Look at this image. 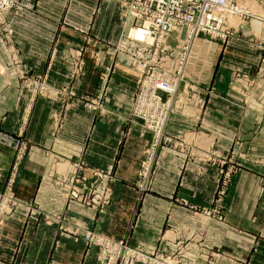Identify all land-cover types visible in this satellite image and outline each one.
I'll use <instances>...</instances> for the list:
<instances>
[{
	"label": "crops",
	"instance_id": "1",
	"mask_svg": "<svg viewBox=\"0 0 264 264\" xmlns=\"http://www.w3.org/2000/svg\"><path fill=\"white\" fill-rule=\"evenodd\" d=\"M240 1L248 6L245 0ZM15 2L0 16V188L14 174L19 206L0 222V264H101L96 250L86 246L85 229L111 239L127 240L156 255L162 252L171 255L188 248L187 258L196 262L205 257L200 249L233 248L237 217L256 218L254 211L258 210L253 208L252 195L232 194L237 179L248 175L232 176L229 191L219 203L224 220L206 217L203 211L217 208L214 192L221 166L204 162L202 171H198L197 165H186V155L162 146L154 165L152 191L142 195L137 181L151 134L135 121L130 128L121 127L123 135L120 132V119L126 120L131 103L127 114L115 111L116 122H109L113 119L108 120L100 111L75 107L76 91L78 95L88 93L96 97L105 79H109L112 52L106 41H116L119 34L118 1ZM253 3L256 18L264 24V0ZM103 24L108 25L104 30ZM4 25L12 31L11 45L19 49L27 70L47 72L54 86L71 87L72 94L64 100L71 106L63 109L61 101L40 97L30 108V95L23 90L11 66L10 48L2 43ZM250 30L246 21L227 49L221 50L211 79L214 95L204 94L195 105L175 112L168 132L190 137L199 126L216 139L214 153L219 156L228 152L235 158L238 145H243L246 152L253 151V137L264 135V117L248 111L244 104L264 106V92L247 104L243 97L230 92L231 73L236 66L246 73L264 76V64L260 61L264 49L256 51L252 41L256 39ZM261 34L264 44V29ZM213 46L215 50L218 48V55L219 47ZM90 48L99 54L100 61L88 53ZM80 52L85 61L83 73L80 78L70 80L69 62ZM110 76L108 87L120 86L119 91L124 94L117 92L112 96L116 103L113 100L112 103L129 104L138 83L136 71L122 59ZM110 101L109 92L106 109ZM26 111L30 112V122L21 133ZM60 112L65 115L64 124L56 129L54 116ZM238 137L242 138L240 143ZM18 152L20 160L16 159ZM60 160L66 162L59 163ZM80 160L87 166L74 169L73 164ZM181 172L187 182L179 186ZM56 177L68 185L64 188L60 184L67 191L59 195L54 188ZM73 177L78 181L70 184ZM75 188L80 192L78 199L66 195L68 189ZM242 222L248 221L244 218ZM260 222L264 227V220Z\"/></svg>",
	"mask_w": 264,
	"mask_h": 264
},
{
	"label": "rangeland",
	"instance_id": "2",
	"mask_svg": "<svg viewBox=\"0 0 264 264\" xmlns=\"http://www.w3.org/2000/svg\"><path fill=\"white\" fill-rule=\"evenodd\" d=\"M15 1V0H14ZM118 1L120 5V10L119 14L121 19L119 20V34L117 36L116 41H106L107 47H109V50L112 52V58L110 61V66H109V79H105L104 81V86L101 89V93L97 94V96H88V93L86 94H79L76 91V97H77V104L76 106H84L86 109H90L93 112H98L100 111L101 113H105V117L109 118L108 120L113 119L112 121L109 122H116L117 116L115 114V111L117 112L121 110V112H125L127 114L128 108L130 107V113H131V108H132V102L133 99L135 98L138 90H139V82L137 83V87L134 91L133 97L130 100L129 104H118L114 105L112 103V96L117 94V92H121L120 86L117 87H108V84H110V78L113 74V72L118 68V63L120 60H124L126 63H130L129 58L125 55V53L122 50L118 49L120 41L123 39H126L128 35L132 34L134 30L137 29L140 25H142V22L139 21L135 17L138 16V9H136L135 3L139 2V0H116ZM240 5L243 6V11L246 13L245 16L247 18H242L240 15H237L236 18H231V23H221L218 25H214V33L206 34L199 36L198 38L193 37L194 40L200 41L201 43L198 45L196 44L194 47V40L190 38H185L183 44L186 49V58H188L187 63L192 68V73L197 72V74L200 75H205L207 74V77L205 79H202L199 81V84L195 87L194 91L189 90V95L194 96L193 97V103L188 106H193L197 103V101L200 99L201 96L205 95H214V89L211 86V79L212 76L214 75L215 69L217 67V61L220 56V52L223 49H227L229 43L233 41L238 34L240 33V26L245 23L246 21L249 22L250 27H251V34L253 37H255L256 40H252L254 43V48H256V51H262L264 49V44L263 41L260 39L262 36L261 32L264 29V24L262 23L261 19H257L255 16V8L251 3L254 2V0H245L246 3L248 4L247 7H245V4L238 0ZM249 1V2H247ZM147 2V0H145ZM243 3V4H242ZM16 4V2H15ZM254 4V3H253ZM143 9H147L148 6L145 3H141ZM2 16V15H0ZM135 16V17H133ZM144 25V23H143ZM108 25H101L103 30L107 27ZM110 29V28H109ZM111 30V29H110ZM8 31H11L8 29L5 25L3 26L2 29V35H3V40L2 43L8 45V48H10L12 44V31L9 34ZM221 31V34L216 37V34ZM239 38V37H238ZM249 42V40H248ZM240 43V42H239ZM213 44L217 45L219 47L220 51L218 55H216L215 47ZM245 45L244 43H240ZM258 46V47H257ZM16 47V46H14ZM194 47V48H193ZM18 49V48H17ZM19 50V49H18ZM183 50V49H182ZM184 51V50H183ZM182 51V53H183ZM20 52V51H19ZM88 53L91 54L92 58L94 60L100 61L99 54L95 52L94 49H89ZM11 54V53H10ZM76 55V54H75ZM73 56V60L69 62V72L68 74V79L70 80H75L80 78V76L83 73V66H84V58L83 54L80 52V54ZM21 65L22 69L25 70V74L22 73V71L19 69V64L16 63L15 57L11 55V66H13V69L17 75V78L21 81L23 90L26 91L30 95V108H33L34 103L38 98H47L50 100L54 101H61L63 109L68 105L67 102H64V100L72 94L71 87L64 86V87H57L54 86L49 82V76L48 73H33L30 70H27L26 67L23 65V59L21 57ZM119 58V59H118ZM180 57L175 56L173 59V62L180 64ZM97 60V61H98ZM261 63L264 64V54L261 56ZM227 64L226 66H228ZM131 66V65H130ZM264 69V67H263ZM135 70V69H134ZM264 72V70H263ZM137 73V72H136ZM260 73V72H259ZM138 80H139V74L137 73ZM195 80L197 78H194ZM37 82H45L46 85H50L55 87L54 89L57 91V93H52L49 91L44 90L39 83ZM231 86H230V92L233 96H238V97H243L244 102L246 104L250 101L251 98H256L260 97L261 94L264 92V76L261 75H256V72L254 74L246 73L241 66H236L233 72L231 73ZM130 90V89H128ZM113 91V92H112ZM109 92H110V104H109V109H106V103L105 99L109 98ZM184 92V87L183 85L180 86L178 89V93L176 94V97H178L180 94H183ZM120 94V93H118ZM99 95L103 96V98H99ZM124 95V94H122ZM165 96V94H163ZM126 96V95H125ZM258 100V98H257ZM202 106V105H200ZM247 107L248 111H251L252 113H255L258 115L259 113L264 117V106H260L259 104H247L245 105ZM187 107V106H186ZM185 106L177 108L178 111L174 110L175 112H180L181 110L186 108ZM29 109V111H31ZM262 110V111H261ZM62 112V111H61ZM58 113V116H54V125L56 129H61L63 124H64V118L65 115L64 113ZM174 112V114H175ZM30 113V112H28ZM28 113L26 111L25 117L23 119V123L21 126V133L27 129V126L29 124L30 117L28 116ZM126 116V120H121L120 124V132L124 133V130L122 131L121 127L125 128H130L132 126V119L131 115ZM258 113V114H257ZM173 114V115H174ZM187 114H189L187 112ZM254 114V115H255ZM172 115V116H173ZM123 116H121L122 118ZM119 118V116H118ZM124 118V117H123ZM172 118V117H171ZM169 119L167 126H166V135L170 137V141L167 143H162L160 147L162 146H168L170 148H173L177 150L178 152L183 153L184 155L187 156V162L186 165L189 167L193 165H197L196 169L198 171H202V163L208 162L211 164H217L220 165V171H219V178L220 181L216 185L214 195H217L215 198V203L217 204V208L215 209H209L207 211H203V213L206 215V217H215L220 220H224V216L221 212L222 206H219V203H222V198L224 195L227 194L228 186L230 185V180H232L233 175L241 176L242 174L248 175L247 177L243 178H238L237 183L234 185L236 188L232 191V194L235 195H252V198L254 199L253 202V208H257L258 210L254 211L253 218L251 217H237V231L233 230L236 236V240L234 243V247L231 248L230 250L228 248H225L222 246V248L215 249V251L211 250L208 251L207 248L200 249V254L205 255V257L199 258V261H192L191 258L188 257V253L190 249H183L176 251L174 254H166L165 252H162L159 254L160 257H165L163 260H160L158 264H264V227H261V220H264V135L258 134L257 136L253 137L254 141L252 144V152L251 151H245L244 146H237V151L235 153V158H232V156L228 155L229 153L226 152L222 156H219L215 151L214 146L216 145V139L209 136L207 132H204L201 128L195 127V130L193 133L195 134L194 136L187 137L185 133H179V134H172L167 131L168 125L170 123ZM119 120V121H120ZM260 121V120H259ZM141 127L144 126L143 123L139 122ZM259 123H257L258 125ZM197 128V129H196ZM256 135V134H255ZM241 137L237 138V141L240 143L241 142ZM151 140V139H150ZM215 144V145H214ZM160 149V148H159ZM158 149V150H159ZM158 152V151H157ZM158 158V154H156V157L154 158L153 162V167L152 171H150V175L147 174V176L142 175L140 177V173L138 176V181H137V186L139 187L142 195L150 193L152 191L153 187V176H154V165L156 164V160ZM17 160L21 159V154L18 152L17 154ZM56 162L55 165H58V160L54 161ZM66 161L60 160L59 163H65ZM229 164L226 166V168H223L224 165ZM74 169L77 170H82L84 169L87 165L85 161H78L77 163H74ZM201 165V167L199 166ZM59 167L63 168L65 167V164H59ZM144 163L140 169V172L145 171L143 169ZM148 171V170H147ZM184 171V170H183ZM248 171V172H244ZM186 172V169H185ZM182 174V180H179V186L183 184V182L186 181L185 173L181 172ZM15 176L14 174H11L10 180L7 181L6 185L0 188V194H6V195H11L13 199L18 203V200L15 197L14 193V181ZM72 180L75 179L72 178ZM187 182V181H186ZM61 182L58 180V177L55 178L54 181V188L58 195L64 191L60 187ZM139 184V185H138ZM188 185L194 186V184H190L188 182ZM232 188V185H231ZM231 191V189H230ZM66 195H70V190H68ZM79 195V194H78ZM261 198L263 199L261 201ZM221 199V200H220ZM258 199V201H257ZM19 206L16 205L13 208L12 213L16 210V208ZM11 214L5 216L3 219H6L10 216ZM218 216V217H217ZM247 219V223L242 222L243 219ZM251 224H250V222ZM3 221V220H2ZM252 225V227H250ZM243 228V229H241ZM244 228L246 230H244ZM93 231V230H92ZM95 232V231H93ZM97 233V232H95ZM100 234V233H97ZM102 235V234H100ZM222 239H225L223 236ZM126 242H128L126 240ZM129 243V242H128ZM130 244V243H129ZM131 245V244H130ZM87 246V245H86ZM132 247H138V246H133ZM89 249H94L97 250L96 248H89ZM142 249V248H141ZM146 251L145 249H143ZM97 252V251H96ZM149 252V251H146ZM188 252V253H187ZM150 253V252H149ZM186 253V254H185ZM156 254V253H154ZM98 256V255H97ZM203 260V261H202Z\"/></svg>",
	"mask_w": 264,
	"mask_h": 264
},
{
	"label": "built area",
	"instance_id": "3",
	"mask_svg": "<svg viewBox=\"0 0 264 264\" xmlns=\"http://www.w3.org/2000/svg\"><path fill=\"white\" fill-rule=\"evenodd\" d=\"M141 3H145L148 8L143 9ZM14 5V0H0V15L3 16ZM135 5L139 17H133L141 21L142 25L120 41L118 49L125 53L131 67L139 74L140 88L133 99L130 115L132 122L143 123L144 131L151 134L143 167L145 171L140 172V177H144L150 175L161 144L171 140L165 131L174 110L191 105L194 96L189 95V90L194 91L199 81L207 77V74L192 73L193 67L187 63L184 39L194 40L193 37L214 33V25L231 23V18L237 15L247 17L238 0H139ZM220 34L221 31L216 37ZM200 43L194 40V47ZM10 53L25 74L19 50L11 45ZM175 56L180 57V64L173 62ZM37 83L44 90L57 93L55 87L45 82ZM181 85L184 92L176 97ZM76 178L73 177L75 182L78 181ZM60 182L64 188L68 187L63 181ZM75 182L71 180L70 184ZM68 190L71 198H79L80 192L76 188ZM16 205L18 203L11 195L0 194V222L12 214ZM83 239L88 248L97 249L101 264H158L168 257L132 247L126 240L111 239L90 229L84 230Z\"/></svg>",
	"mask_w": 264,
	"mask_h": 264
}]
</instances>
